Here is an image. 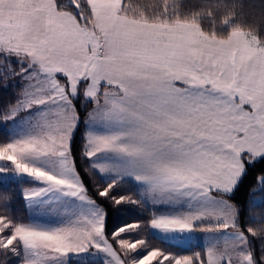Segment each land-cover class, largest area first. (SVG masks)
Returning <instances> with one entry per match:
<instances>
[{
  "label": "snow or ice",
  "instance_id": "1",
  "mask_svg": "<svg viewBox=\"0 0 264 264\" xmlns=\"http://www.w3.org/2000/svg\"><path fill=\"white\" fill-rule=\"evenodd\" d=\"M254 10L0 0V264H264Z\"/></svg>",
  "mask_w": 264,
  "mask_h": 264
},
{
  "label": "trees",
  "instance_id": "2",
  "mask_svg": "<svg viewBox=\"0 0 264 264\" xmlns=\"http://www.w3.org/2000/svg\"><path fill=\"white\" fill-rule=\"evenodd\" d=\"M246 4H253L255 5V10H254V20L255 22L260 24V27L264 29V17H262V10L260 7V0H245ZM7 190L10 195L13 196V204L14 207L19 210V215L25 218H29V213L23 206V204L18 200V193H19V188H17L15 185H8L7 187L5 186L4 183L0 182V192H3Z\"/></svg>",
  "mask_w": 264,
  "mask_h": 264
},
{
  "label": "rangeland",
  "instance_id": "3",
  "mask_svg": "<svg viewBox=\"0 0 264 264\" xmlns=\"http://www.w3.org/2000/svg\"><path fill=\"white\" fill-rule=\"evenodd\" d=\"M1 183H3V182H1ZM29 218L33 219L34 222H40V223L46 222V220H47L46 217H39L35 213H29Z\"/></svg>",
  "mask_w": 264,
  "mask_h": 264
}]
</instances>
